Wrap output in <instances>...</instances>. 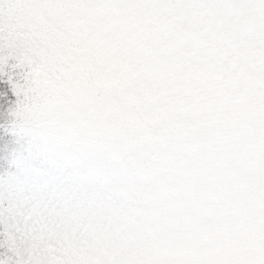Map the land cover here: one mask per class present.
Returning <instances> with one entry per match:
<instances>
[{
  "label": "snow or ice",
  "instance_id": "obj_1",
  "mask_svg": "<svg viewBox=\"0 0 264 264\" xmlns=\"http://www.w3.org/2000/svg\"><path fill=\"white\" fill-rule=\"evenodd\" d=\"M0 264H264V0H0Z\"/></svg>",
  "mask_w": 264,
  "mask_h": 264
}]
</instances>
